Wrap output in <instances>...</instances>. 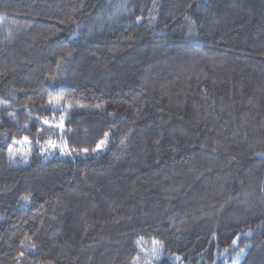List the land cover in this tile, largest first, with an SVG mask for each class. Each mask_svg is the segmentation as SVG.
<instances>
[{
  "label": "trees",
  "instance_id": "obj_1",
  "mask_svg": "<svg viewBox=\"0 0 264 264\" xmlns=\"http://www.w3.org/2000/svg\"><path fill=\"white\" fill-rule=\"evenodd\" d=\"M242 248L264 264V0H0V264Z\"/></svg>",
  "mask_w": 264,
  "mask_h": 264
},
{
  "label": "snow or ice",
  "instance_id": "obj_2",
  "mask_svg": "<svg viewBox=\"0 0 264 264\" xmlns=\"http://www.w3.org/2000/svg\"><path fill=\"white\" fill-rule=\"evenodd\" d=\"M139 19V18H138ZM69 55H71V53H69ZM49 103L51 104L52 101L50 100ZM44 123H48L47 120L44 121ZM62 125H57V127H61ZM107 135V134H106ZM25 142L27 141V137L24 138ZM51 143V142H50ZM101 144H103V141L100 142ZM53 147H55V144L52 145ZM100 145L98 144L97 147H99ZM10 153H11V148L9 149ZM84 151H87V149H85ZM93 151H95V149H93ZM21 199L27 200L28 197L27 196H23L21 197ZM239 239V237H237L236 239H233L232 244L235 245L237 243V240ZM138 244H140L141 242L138 241ZM152 248L150 249V255L159 258V253L162 250V246L160 244L159 241L157 240H152ZM143 250V249H142ZM244 253V249H240V251L236 254V258L233 260V264H239V260L242 257ZM21 255H23V253H21ZM134 260H138L139 259V255H137L136 257L133 258Z\"/></svg>",
  "mask_w": 264,
  "mask_h": 264
}]
</instances>
